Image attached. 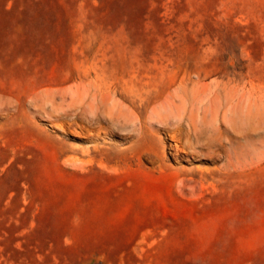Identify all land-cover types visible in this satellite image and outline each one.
<instances>
[{"label":"rangeland","instance_id":"obj_1","mask_svg":"<svg viewBox=\"0 0 264 264\" xmlns=\"http://www.w3.org/2000/svg\"><path fill=\"white\" fill-rule=\"evenodd\" d=\"M0 264H264V0H0Z\"/></svg>","mask_w":264,"mask_h":264},{"label":"bare ground","instance_id":"obj_2","mask_svg":"<svg viewBox=\"0 0 264 264\" xmlns=\"http://www.w3.org/2000/svg\"><path fill=\"white\" fill-rule=\"evenodd\" d=\"M116 95H117V92L116 91L115 92H109V93H104L103 91H99V93H96L95 94L94 100L95 101H98V102L99 101H102V102H104V101H111V100H113L116 97ZM136 118L140 122L141 128H143L144 127V124H143V121L141 120V118L139 119L137 116H136ZM176 151H178V150H176Z\"/></svg>","mask_w":264,"mask_h":264}]
</instances>
